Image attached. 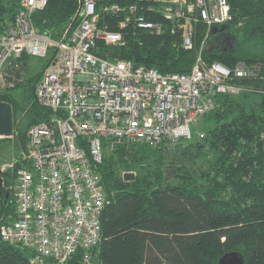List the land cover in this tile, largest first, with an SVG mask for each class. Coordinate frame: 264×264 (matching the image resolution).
<instances>
[{
	"label": "built area",
	"instance_id": "2783aa9c",
	"mask_svg": "<svg viewBox=\"0 0 264 264\" xmlns=\"http://www.w3.org/2000/svg\"><path fill=\"white\" fill-rule=\"evenodd\" d=\"M47 4L21 0L0 33V90L23 81L16 73L23 53L45 57L53 51L35 85L36 99L50 116L28 130L11 186L16 216L0 224V241L29 249L32 264H70L79 249L90 262L102 240L101 214L108 202L97 170L105 154L119 146L191 139L193 125L217 105L218 95L264 94L252 83L264 76L256 64L228 66L202 56L213 26L233 20L228 0H79L59 39L34 24L33 15ZM108 15L116 20L102 21ZM199 23L207 33L188 73H161L94 51L97 41L125 45L130 26L178 34L181 46L191 49ZM15 162L2 171L14 170Z\"/></svg>",
	"mask_w": 264,
	"mask_h": 264
},
{
	"label": "trees",
	"instance_id": "16d2710c",
	"mask_svg": "<svg viewBox=\"0 0 264 264\" xmlns=\"http://www.w3.org/2000/svg\"><path fill=\"white\" fill-rule=\"evenodd\" d=\"M228 2L233 20L226 31L235 39L228 43L216 40L219 31L211 33L202 56L228 66L256 64L264 76V55L248 48L250 43L264 47V0ZM20 3L0 0V33L14 20ZM78 3L48 0L33 15L34 24L59 39ZM114 20L113 15L102 18ZM124 33L125 45L97 41L94 51L161 73H188L207 28L197 25L191 49L183 48L180 36L169 31L155 35L130 26ZM52 52L45 57L23 53L17 59L20 70L13 68L23 81L0 90V101L12 105L14 124L11 136L0 137V166L16 159L15 169L2 173L0 224L16 216L11 186L23 163L28 130L50 116L36 99L35 85ZM252 83L264 88V80ZM216 102L202 117L203 137L193 131L191 139L119 146L105 154L97 167L108 195L101 214L102 240L91 250L90 262H84L79 249L70 264H217L229 251H239L245 264H264V94H220ZM129 171L135 177L125 180L123 172ZM32 256L23 246L0 241V264H32Z\"/></svg>",
	"mask_w": 264,
	"mask_h": 264
},
{
	"label": "water",
	"instance_id": "95a60500",
	"mask_svg": "<svg viewBox=\"0 0 264 264\" xmlns=\"http://www.w3.org/2000/svg\"><path fill=\"white\" fill-rule=\"evenodd\" d=\"M227 25L222 24L220 26H213L212 33L215 34L218 31L219 35L216 40L226 39L228 43L231 42L234 36L226 32ZM233 44V43H231ZM14 124H13V109L12 105L8 102L0 101V137H9L13 134ZM2 169L0 167V189L3 184ZM135 177V173L132 171L124 173L125 180H132ZM217 264H245L244 257L239 251H229L223 254Z\"/></svg>",
	"mask_w": 264,
	"mask_h": 264
},
{
	"label": "rangeland",
	"instance_id": "374dc122",
	"mask_svg": "<svg viewBox=\"0 0 264 264\" xmlns=\"http://www.w3.org/2000/svg\"><path fill=\"white\" fill-rule=\"evenodd\" d=\"M254 47L256 48V49H255V52L253 51V50H254ZM248 48H249L250 50H252V52H251L252 54H254V53H259V54H263V55H264V47H259L258 45L256 46V45L250 43V45L248 46ZM202 125H203V123H202V118H200V119H198L197 122L193 125V131L198 132V134L201 133V132H202V131H201ZM7 161H9V159H7ZM7 163H9V162H2V163H1L2 165H1L0 167H2L3 165H5V164H7Z\"/></svg>",
	"mask_w": 264,
	"mask_h": 264
},
{
	"label": "flooded vegetation",
	"instance_id": "af4514ba",
	"mask_svg": "<svg viewBox=\"0 0 264 264\" xmlns=\"http://www.w3.org/2000/svg\"><path fill=\"white\" fill-rule=\"evenodd\" d=\"M227 32V31H226ZM218 33H221L220 31ZM221 41H227L226 39H221ZM2 187H3V184H2ZM2 189V188H1ZM0 189V190H1Z\"/></svg>",
	"mask_w": 264,
	"mask_h": 264
}]
</instances>
